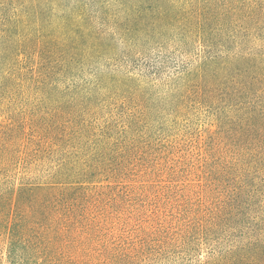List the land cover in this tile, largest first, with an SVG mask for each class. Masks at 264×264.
<instances>
[{"label":"trees","instance_id":"16d2710c","mask_svg":"<svg viewBox=\"0 0 264 264\" xmlns=\"http://www.w3.org/2000/svg\"><path fill=\"white\" fill-rule=\"evenodd\" d=\"M7 264H264V0H0Z\"/></svg>","mask_w":264,"mask_h":264},{"label":"rangeland","instance_id":"374dc122","mask_svg":"<svg viewBox=\"0 0 264 264\" xmlns=\"http://www.w3.org/2000/svg\"><path fill=\"white\" fill-rule=\"evenodd\" d=\"M2 114L0 113V120L2 119ZM6 254H5V243L3 241L0 242V264H7L6 260Z\"/></svg>","mask_w":264,"mask_h":264}]
</instances>
